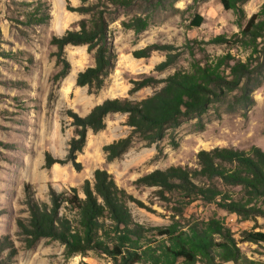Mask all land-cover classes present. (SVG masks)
<instances>
[{
	"label": "trees",
	"instance_id": "1",
	"mask_svg": "<svg viewBox=\"0 0 264 264\" xmlns=\"http://www.w3.org/2000/svg\"><path fill=\"white\" fill-rule=\"evenodd\" d=\"M90 1L81 0L83 5L78 8L67 2L68 11L88 15V18L81 19L62 36L52 37L51 45L57 49L53 56L59 68L53 81L58 83L71 71L66 47L86 46L94 65L77 74L76 85L87 88L90 95H98L115 72L118 59L108 14L113 9H129L139 3L157 10L168 0ZM246 1L222 0L226 10L234 11L239 32L231 39L221 35L211 41L213 44H240L251 50L246 62L230 54L212 60L203 47L194 46L200 44L198 41H188L184 47L192 57L188 70H176L165 79L144 74L130 81V95L163 85L151 96L140 101L107 99L86 116L69 111L75 131L69 141L68 154L62 161L47 153L45 167L50 169L57 163L70 162L80 172L82 164L78 162V155L87 145L88 132L104 131L111 114H126L125 126L130 132L103 147L107 163L122 159L137 140L148 148L155 146L158 158L163 156L160 143L164 139H169L172 148H178L175 132L183 122L195 120L197 130H204V117L217 105L229 103V107L240 105L247 110L254 103L255 88L264 78V62L254 63L257 61L254 56L261 52L260 41L264 40V4L248 18L243 7ZM36 11L38 13L29 19L32 24L51 21L49 8L39 4ZM203 21L204 18L196 14L191 27H200ZM150 23V17L134 16L123 21L122 27L139 36ZM197 50L203 59L196 58ZM156 52H166L165 60L155 67L156 72L174 65L181 55L174 45L158 43L131 54L135 59L147 60ZM234 91L239 94L232 95ZM197 162V168L157 169L134 182L137 188H155L154 196L168 204L171 223L166 226L145 227L137 223L129 204L146 208L144 203L119 187L106 169L95 170L94 181L86 180L81 190L71 188L57 192L51 189L50 204L38 200L34 187L27 183L24 192L29 216L18 221L26 246L32 248L41 239L48 238L65 247L66 258L86 257L89 252H95L107 256L114 264H264V261L248 259L239 246L240 243L263 244L264 233L257 232L256 228L245 230L238 240L216 212L207 218L187 213L193 203L201 201L234 214L244 222L264 218V151L258 146L248 151L216 147L200 151Z\"/></svg>",
	"mask_w": 264,
	"mask_h": 264
},
{
	"label": "rangeland",
	"instance_id": "2",
	"mask_svg": "<svg viewBox=\"0 0 264 264\" xmlns=\"http://www.w3.org/2000/svg\"><path fill=\"white\" fill-rule=\"evenodd\" d=\"M68 1L74 8L83 5L81 0H0V264H114L107 256L95 252H89L86 257L66 258L65 247L48 238L28 248L18 227V221L29 216L24 192L27 183L34 187L38 200L50 204L51 189L57 192L71 188L81 190L86 180L94 181L95 170L106 169L119 187L144 203L146 208L129 204L137 223L145 227L166 226L171 223L168 204L154 196L155 188H137L134 185L137 179L171 166L197 168V154L202 150L233 147L248 151L258 146L264 151L263 78L252 94L254 103L247 110L240 105L229 107V103L217 105L204 117L205 128L201 131L197 130L195 120H185L175 132L179 147L172 148L169 139H164L160 143L164 155L159 158L155 146L148 148L137 140L122 159L106 162L103 147L130 132L125 126L127 115L121 113L107 118L104 131L88 132L87 145L78 155V162L82 164L80 172L70 162L57 163L47 169V153L62 161L68 154L69 141L75 131L69 111L86 116L107 99L140 101L151 96L163 85L130 95V81L144 74L165 79L176 70H188L192 62L184 48L188 41H198L200 44L194 46L203 47L212 60L230 54L246 62L252 53L240 44L211 42L221 35L231 39L239 32L234 11L226 10L222 0H168L157 10L144 3L129 9H113L107 19L118 55L116 69L104 89L98 95H90L87 88L76 85L77 74L94 65L86 46L66 47L71 71L58 83L53 81L59 68L53 56L57 49L51 45L52 37L62 36L81 19L88 18V15L68 11ZM39 4L50 10L48 24H32L29 20L38 13ZM263 4L264 0L246 1L243 7L247 17L259 12ZM196 14L204 21L200 27H191ZM134 16L150 17L149 28L139 36L122 27L123 21ZM155 43L174 45L181 52L177 62L163 72H156L155 67L165 60L166 52H156L147 60L135 59L131 54ZM259 51V56H254L256 64L264 62V40L260 41ZM196 58H204L200 50ZM237 94L238 91L232 93ZM80 194L83 196L82 192ZM215 212L238 240L245 230L256 228L257 232L264 233V218L244 222L234 214L201 201L193 203L187 211L188 215L195 214L199 218H207ZM239 246L248 259L264 261V243H240Z\"/></svg>",
	"mask_w": 264,
	"mask_h": 264
},
{
	"label": "crops",
	"instance_id": "3",
	"mask_svg": "<svg viewBox=\"0 0 264 264\" xmlns=\"http://www.w3.org/2000/svg\"><path fill=\"white\" fill-rule=\"evenodd\" d=\"M140 60H144V59H140ZM146 89H148V88H146ZM100 104V103H99ZM116 114H121V113H116Z\"/></svg>",
	"mask_w": 264,
	"mask_h": 264
},
{
	"label": "bare ground",
	"instance_id": "4",
	"mask_svg": "<svg viewBox=\"0 0 264 264\" xmlns=\"http://www.w3.org/2000/svg\"><path fill=\"white\" fill-rule=\"evenodd\" d=\"M75 76H76V74H75Z\"/></svg>",
	"mask_w": 264,
	"mask_h": 264
}]
</instances>
